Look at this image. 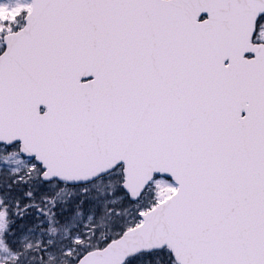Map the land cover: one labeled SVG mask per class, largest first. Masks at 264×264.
Returning a JSON list of instances; mask_svg holds the SVG:
<instances>
[{"label":"snow or ice","instance_id":"obj_1","mask_svg":"<svg viewBox=\"0 0 264 264\" xmlns=\"http://www.w3.org/2000/svg\"><path fill=\"white\" fill-rule=\"evenodd\" d=\"M0 264H264V0H0Z\"/></svg>","mask_w":264,"mask_h":264}]
</instances>
